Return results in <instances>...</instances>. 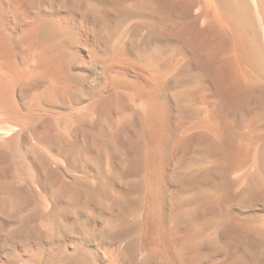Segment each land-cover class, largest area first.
Instances as JSON below:
<instances>
[{
    "label": "bare ground",
    "instance_id": "bare-ground-1",
    "mask_svg": "<svg viewBox=\"0 0 264 264\" xmlns=\"http://www.w3.org/2000/svg\"><path fill=\"white\" fill-rule=\"evenodd\" d=\"M88 235L264 264V0H0V264Z\"/></svg>",
    "mask_w": 264,
    "mask_h": 264
},
{
    "label": "rangeland",
    "instance_id": "rangeland-1",
    "mask_svg": "<svg viewBox=\"0 0 264 264\" xmlns=\"http://www.w3.org/2000/svg\"><path fill=\"white\" fill-rule=\"evenodd\" d=\"M57 161H59V160L57 159ZM233 175H236V173H234ZM92 229L97 230V229H99V227H97V224H93ZM93 232H96V231H93ZM84 241H86V242L88 241L89 242L88 244L90 245V250L88 251V253H86V255L88 258H89V256L92 258L93 261L91 262V264H107V262L109 261L107 245L101 246L98 243L100 240L98 241L97 236H94L92 238V237H89V235H88V237H86L84 239ZM104 248H105V250H104ZM0 257L1 258L3 257L2 259L0 258L1 259L0 262L3 261L4 258H6L5 256H0Z\"/></svg>",
    "mask_w": 264,
    "mask_h": 264
}]
</instances>
